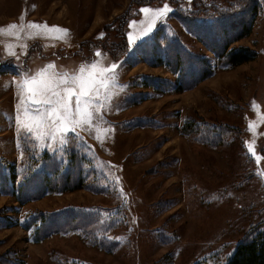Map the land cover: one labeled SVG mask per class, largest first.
Listing matches in <instances>:
<instances>
[{
	"label": "rangeland",
	"instance_id": "1",
	"mask_svg": "<svg viewBox=\"0 0 264 264\" xmlns=\"http://www.w3.org/2000/svg\"><path fill=\"white\" fill-rule=\"evenodd\" d=\"M138 2L0 0V169L8 175L0 184V264H225L252 231L264 233V4L252 32L233 44L257 51L255 59L230 67L173 14L172 2ZM161 28L186 52L208 57L213 74L177 91L167 61L134 63ZM124 41L125 50L117 46ZM93 63L97 79L115 65L116 86L91 126L62 144L27 111L35 85L24 81L48 64L72 75ZM190 123L197 126L184 130ZM208 127L227 131L221 143L206 140ZM72 154L88 157L77 165L88 185L51 184L57 189L20 200L22 185L42 182L41 171L58 164L65 176ZM64 210L98 223L85 215L70 231L36 241L38 216Z\"/></svg>",
	"mask_w": 264,
	"mask_h": 264
},
{
	"label": "trees",
	"instance_id": "2",
	"mask_svg": "<svg viewBox=\"0 0 264 264\" xmlns=\"http://www.w3.org/2000/svg\"><path fill=\"white\" fill-rule=\"evenodd\" d=\"M162 1L139 0L138 6ZM169 1L175 6L173 14L215 54L219 65L233 67L255 59L257 51L248 47H234L233 44L252 32L264 0L206 1L208 4L201 3V0H193L192 6L185 8L182 6L183 0ZM126 19L127 17L124 19V24L127 23ZM163 32L164 28L159 29L140 44L132 61L136 64L144 61L151 66L165 64L167 61L168 66L171 65L172 70L178 73L177 79L172 81L173 88L177 91L194 88L213 74L214 69L208 57L186 52L180 44V39L176 38L174 34L165 36L166 32ZM117 46L125 50L126 42ZM152 80L150 84L154 85L153 83L157 81ZM157 80L161 85L165 83L163 79L157 78ZM146 84L152 86L149 83ZM170 85L172 84L170 83ZM156 87L161 90V87ZM195 126L197 125H193V123L186 124L184 130L192 131ZM221 131V129L217 131L214 127H208L206 140L211 145L221 143L219 142L221 136L227 132L224 129L223 133ZM47 156L49 155L45 153L44 158H49ZM76 157L77 160H75ZM75 162L79 163L74 164ZM68 164L71 165L68 170V172L71 171L70 174L68 172L65 176L61 174L60 166L56 164L51 169H46L38 174L42 182H26V185H22L20 188V200L26 202V200L39 198L47 192L45 187L57 189L62 186L64 190L67 188V184L72 183L73 188L76 189L85 187V181L88 185L87 175L77 167L79 164L81 167L90 164L88 157L72 154ZM0 178V184L5 188L8 175L2 169H0ZM51 184L57 187H53ZM85 215L87 214H80L73 210H64L58 215L40 214L38 218L41 220V224L37 225L39 227L35 230L34 238L38 241L49 237L54 232L70 231L75 226L81 225L80 222L86 218ZM87 216L89 218L87 220H93L95 224L98 223L97 217ZM35 220L29 219L28 226L33 225ZM225 264H264V233L260 230L252 231L239 242Z\"/></svg>",
	"mask_w": 264,
	"mask_h": 264
},
{
	"label": "snow or ice",
	"instance_id": "3",
	"mask_svg": "<svg viewBox=\"0 0 264 264\" xmlns=\"http://www.w3.org/2000/svg\"><path fill=\"white\" fill-rule=\"evenodd\" d=\"M143 11H149V9ZM157 11L163 14L162 10ZM9 27L16 28L17 25ZM29 27L40 26L29 25ZM55 30L67 33L66 29L56 28ZM2 31L0 29V32ZM115 67L113 65L111 69H102L97 79L95 63L91 65V71L86 72V67L81 65L78 74L72 75L66 71L57 72L53 64H48L31 81H24V85H35L27 89L31 93L29 103L32 105L27 111L39 115L41 117L39 125L51 130L52 139L59 134L62 144L66 145V137L69 133L75 135L77 128L91 126L94 117H99L106 102L110 101L112 93L109 88L116 86V77L113 72ZM109 72L113 74L105 75ZM23 104L25 100L21 97L20 105ZM28 131L31 133L32 128L29 127Z\"/></svg>",
	"mask_w": 264,
	"mask_h": 264
}]
</instances>
